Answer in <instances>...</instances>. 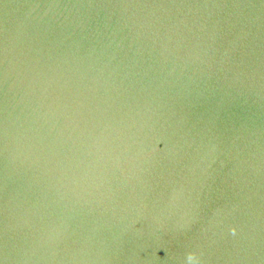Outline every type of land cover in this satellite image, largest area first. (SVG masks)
<instances>
[{"label": "water", "instance_id": "95a60500", "mask_svg": "<svg viewBox=\"0 0 264 264\" xmlns=\"http://www.w3.org/2000/svg\"><path fill=\"white\" fill-rule=\"evenodd\" d=\"M190 252L264 264V0H0V264Z\"/></svg>", "mask_w": 264, "mask_h": 264}, {"label": "clouds", "instance_id": "9594fccd", "mask_svg": "<svg viewBox=\"0 0 264 264\" xmlns=\"http://www.w3.org/2000/svg\"><path fill=\"white\" fill-rule=\"evenodd\" d=\"M232 233L235 234V228H233L232 230ZM186 260H187V264H199V260H198V257L195 253H188L187 256H186Z\"/></svg>", "mask_w": 264, "mask_h": 264}]
</instances>
